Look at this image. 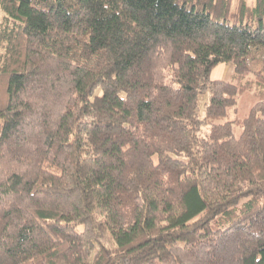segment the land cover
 Returning a JSON list of instances; mask_svg holds the SVG:
<instances>
[{"label": "trees", "instance_id": "16d2710c", "mask_svg": "<svg viewBox=\"0 0 264 264\" xmlns=\"http://www.w3.org/2000/svg\"><path fill=\"white\" fill-rule=\"evenodd\" d=\"M0 7V264H264V0Z\"/></svg>", "mask_w": 264, "mask_h": 264}, {"label": "rangeland", "instance_id": "374dc122", "mask_svg": "<svg viewBox=\"0 0 264 264\" xmlns=\"http://www.w3.org/2000/svg\"><path fill=\"white\" fill-rule=\"evenodd\" d=\"M239 0H231V12L235 11L237 8ZM248 4L250 6H254L256 4V0H247ZM4 12L2 8L0 7V20L3 16ZM223 68L224 72L226 71L227 75L230 71V67H226V65H218L213 69L212 75L216 78L223 77V75L220 73V70ZM256 96L254 95L252 90H246L243 93L240 94L238 98V102L236 104V107L230 109V117H244L248 114L250 108L256 101ZM204 96L202 95L201 102L203 103ZM224 119H221V121H224ZM241 127L236 126V133L240 134Z\"/></svg>", "mask_w": 264, "mask_h": 264}, {"label": "crops", "instance_id": "0c3cea01", "mask_svg": "<svg viewBox=\"0 0 264 264\" xmlns=\"http://www.w3.org/2000/svg\"><path fill=\"white\" fill-rule=\"evenodd\" d=\"M226 67H230L229 65H226ZM230 69H231V67H230ZM220 73L223 75V77H227V76H229V73H230V71H229V73L227 74V75H225L226 74V71L224 72V70H223V68L220 70Z\"/></svg>", "mask_w": 264, "mask_h": 264}]
</instances>
